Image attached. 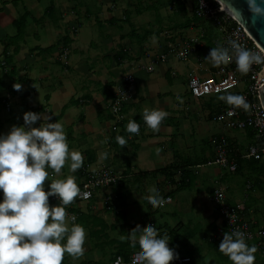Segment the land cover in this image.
I'll list each match as a JSON object with an SVG mask.
<instances>
[{
    "label": "crops",
    "instance_id": "0c3cea01",
    "mask_svg": "<svg viewBox=\"0 0 264 264\" xmlns=\"http://www.w3.org/2000/svg\"><path fill=\"white\" fill-rule=\"evenodd\" d=\"M130 3L126 0H0V69L4 72L0 75V134L10 131L13 125H24L25 112H44L52 116L50 122L59 120L64 125L70 150L75 149L83 156V165L76 172L70 171L69 160L59 174L48 169V179L71 174L80 185L101 170H112L121 176L120 186L112 191L118 214L105 210L104 199L109 191H100L91 201L74 202L66 210L69 227L73 223L70 214H76L75 223L84 226L87 238L83 255L69 258L66 253L64 258L80 261L79 257L88 254L99 260L107 252L111 256L109 264H113L117 255L130 258L139 245L132 246L128 232L137 225L148 226L140 221L138 186L142 184L147 191L150 187L162 190L167 185L170 192L192 187L197 190L196 200L191 201L188 194L181 203L183 222L169 219L171 227L157 228L160 235L167 233L169 246L176 249L179 257L190 258L191 264H197L193 259L197 252L195 242L186 252L180 245L183 240L179 233L185 224L201 227L198 234L184 233L188 244L200 232L204 235L202 241L210 238L212 230V239L216 234L221 220L211 201V191H205L208 183H223L228 202L243 204L244 217L254 227L264 222L256 209L250 208L251 196L245 194L244 200L234 198L241 192L242 179H235L238 177L226 170L205 166L214 157L212 137L223 135L231 144L248 142V148L254 141L252 131L236 134L219 124L222 132L212 134V116L226 107L227 102L220 100V96L197 99L189 93L188 81L192 76L207 79L224 63L214 65L201 55V59L195 56L184 63L174 56L160 60L170 46L181 47L187 40L196 38L192 2L137 3L141 4L143 16ZM170 4L173 10L168 11L165 8ZM179 9L187 15L184 28L170 35L172 32L164 31L163 27L169 23L175 25V13ZM21 19L24 22L18 34L17 24ZM202 25L199 21L195 25L199 26L198 31L204 29ZM205 32L207 37L208 31ZM128 74L135 78L130 89L132 97L123 107V123L113 132V118L105 107L116 90L125 87L124 78ZM16 83L22 85L20 90L14 88ZM8 95L9 112L5 108ZM145 109H163L169 116L158 130H153L143 119ZM133 118L140 125L139 133L126 130ZM118 133L125 137L126 145L121 146L115 140ZM241 167L243 164L240 170ZM51 180L45 181L46 190ZM175 214L171 212L168 217ZM221 241L206 243L215 248L218 260L214 262L212 255H205L198 263L232 264L218 249ZM255 255V264H264V255L258 251Z\"/></svg>",
    "mask_w": 264,
    "mask_h": 264
},
{
    "label": "clouds",
    "instance_id": "9594fccd",
    "mask_svg": "<svg viewBox=\"0 0 264 264\" xmlns=\"http://www.w3.org/2000/svg\"><path fill=\"white\" fill-rule=\"evenodd\" d=\"M248 10L254 19H264V0H246ZM203 5L204 0H200ZM235 59L241 72H247L253 63L264 62V57L246 48L236 39H229L227 46L218 44L211 47L208 60L221 65ZM16 90L22 85L16 83ZM220 100L229 105L247 109L249 103L243 95H221ZM163 109H145L143 119L146 125L158 130L168 118ZM24 125H13L5 134H0V264H61L67 253L73 257L84 254L87 238L83 225L75 223L76 216L67 222L66 206L81 193L75 176L49 181L48 169L59 174L70 160V171L76 172L83 165L82 154L68 144L64 125L57 120L50 122L52 116L44 112L27 111L23 116ZM43 120L39 126L37 122ZM129 133H139L140 125L135 118L126 125ZM115 140L121 145L127 141L119 133ZM107 156V153H104ZM221 199L220 194L217 192ZM55 196L59 203L50 204L49 198ZM152 207H160L166 198L156 187H150L143 197ZM66 238V242H65ZM133 247L139 245L135 253L144 264H171L179 258L175 248L169 246L167 233L160 235L154 224L147 228L137 225L128 232L127 237ZM247 234L235 229L225 232L219 244V251L228 256L232 264H255L258 246L247 242ZM118 257L115 264H122Z\"/></svg>",
    "mask_w": 264,
    "mask_h": 264
},
{
    "label": "built area",
    "instance_id": "2783aa9c",
    "mask_svg": "<svg viewBox=\"0 0 264 264\" xmlns=\"http://www.w3.org/2000/svg\"><path fill=\"white\" fill-rule=\"evenodd\" d=\"M194 5V16L200 23L210 25L216 33V46L223 44L227 46L229 39H236L239 43L248 49L264 57V51L255 43L245 29L236 22L227 10L217 0H204L201 5L200 0H191ZM200 41L196 38L189 39L180 46H170L169 49L160 57L161 61H167L171 56L176 57L181 62H190L192 57L197 54L198 46L203 44L206 32L200 29ZM66 55V53H65ZM5 65V63H4ZM135 82L134 75L128 74L124 78L125 87L116 90L113 99H111L105 109L113 118L112 131L117 132L119 126L123 123L122 110L124 105L131 99V87ZM264 85V62L253 63L247 72H241L235 62V59L224 63V65L211 77L201 79L198 76H192L188 81L189 93L192 97L200 99L211 96H221L234 93L241 89L240 95H243L249 103L247 109L241 111L238 107L226 106L219 109L213 116L212 121L220 124L231 131L246 132L251 130L254 133V141L247 148L246 154L242 159L264 162V107L260 99L259 89ZM5 108L9 112L11 97H6ZM214 157L208 160L206 167H217L226 170L227 173L237 174L240 159L234 155L230 146L229 139L223 135L214 136L210 140ZM122 181L121 176L112 170H101L94 175H90L79 185L81 193L74 199L77 201H91L100 191H109L105 195L104 207L106 211L119 213L117 201L112 191L118 189ZM217 185L212 195V203L216 213L221 220V225L214 235L215 240H222L224 233H231L235 229H240L247 234V242L256 244L258 252L264 255V222L260 227H254L250 221L244 217L245 206L243 204H230L227 198V189L216 181ZM220 194L221 199L218 197ZM50 204H58V199L53 196L49 198ZM72 203L66 206V210L72 208ZM75 215L76 220L78 216ZM134 251L127 259L122 255L114 258L113 264L118 257H122V264H144V262L135 255ZM190 258L179 257L171 264H188Z\"/></svg>",
    "mask_w": 264,
    "mask_h": 264
},
{
    "label": "rangeland",
    "instance_id": "374dc122",
    "mask_svg": "<svg viewBox=\"0 0 264 264\" xmlns=\"http://www.w3.org/2000/svg\"><path fill=\"white\" fill-rule=\"evenodd\" d=\"M126 1L131 2L130 5L133 2V5L136 6L137 9L138 8L140 9V5L143 3H149V1H156L158 4H161V2L163 0H126ZM174 1H176L178 3V5L179 4L185 5L184 3L187 2V0H186V2H183V0H173V3H174ZM189 1H191V0H189ZM137 3H141V4L138 5ZM164 4H166V3L164 2ZM165 9L166 10L168 9V11H171V10H173V5L172 4H170L169 6L167 5V7ZM191 9H192V12L194 13V5L193 4H192ZM140 15L141 16L144 15L142 10H141ZM153 15H154V13H153ZM185 19H187V15L184 12H182V9H179V11L177 13H175V22H174L175 25H173L172 23L165 24L166 27L164 26L163 30L167 31L168 33L172 32V33H170V35H173V34L177 33L178 30H181L184 28L183 26L185 25L184 24ZM148 20L151 21L152 17L149 16ZM194 21H195V23H194V25H192V27H194L197 30V31H195L196 32V39L200 41V34L201 33H200V31H198L199 26H195L198 23L196 17H194ZM125 25L126 24L122 23V26H125ZM202 26H203L205 31H208V34H207L208 38L205 36V38L202 39L203 44L201 46H198L197 54L195 55L198 58L200 57V55H201V57L202 56H208L211 47H216V36H214L212 29L207 24H204ZM210 31L212 32L213 35L210 33ZM201 57H200V59H201ZM0 75L1 76L4 75V72L1 69H0ZM238 90L240 91L241 89H238ZM219 126L220 125L216 124V123L211 124V129H212L211 133L212 134L221 133L222 129H218ZM234 132L236 134L240 133L239 131H234ZM239 138H240V136H239ZM247 144H248V142H244V144L242 143V145H241V144H239L238 141H235L233 144H231V147L233 148V151H234V155H236L240 159L241 165L243 164V168L241 167V170H240L238 176L236 174L233 175L235 177H238L235 179H242L243 180L241 192L239 194L236 193L234 198L244 200L243 198L247 194L249 196H251V198H248L250 208L254 207L256 209L257 216L261 217L260 219L264 220V168H261L260 165H255V167H254V165H251V164H256V163H252L248 159H242L246 154ZM210 146H211V144H210ZM48 180H51V179H48ZM150 180H152V178ZM226 180L229 182L230 179L227 177ZM221 184L223 186H225L223 183H221ZM216 187H217L216 184L210 185V183H208L207 189H205V191H211L210 193L213 195ZM137 190H138L137 208H138L139 213H141L140 221L146 225L154 224L156 226V228H158L160 226L164 227L165 225L171 227L169 219H171L172 221L182 219V222H183V211L181 210L182 209L181 203L185 202L186 198H184V197H187L188 194L191 196V199H190L191 201L196 200V194H197V190L195 191L194 187H192L190 190L189 189H183L182 192H180V191L176 192L177 190H175L174 192H170V188L167 185H165V187L159 191H160V194L166 198V203L163 206L154 208L151 205H149L146 200L143 199V197L145 195H147L148 190L146 191L145 187L142 184L138 186ZM183 192H185V193H183ZM199 200L201 202H203V198H200ZM171 212L172 213L175 212L176 214L174 216L168 217V214H171ZM199 229H201V227L197 226L196 224H185V227H183L182 231L179 233L180 236H182L181 240H183L182 243H180V245L182 247H184L185 248L184 250L187 252V251H189V245H191L195 242V244H196L195 246L197 247V252L195 253L196 257L193 256V259L197 264H199L198 260L204 259L205 255H209V256L212 255V257H213L212 260H214V262H215L216 260H218V255L216 256L214 254V253H216V251H214L215 248H211L207 245V244L212 245V244H216V243L218 244L219 243L218 242L219 240H215L214 236H213V239L211 238L213 233H214V230L211 231L210 238L206 237L205 241L201 240L204 236V235H202L201 232L199 233V235H196V238L191 240L189 244H188V241L184 240L183 236L185 235L184 233L186 231L192 232L193 234H196L199 231ZM198 240H201V242L200 241L198 242ZM65 242H66V238H65ZM187 246H188V248H187ZM72 257L73 256H71V255L69 256V258H72ZM74 258H76V257H74ZM79 258H80V261H72V259L69 260V259L64 258L65 261H64V259H62L61 264H109L111 256L107 252L104 254V257H101L99 260H95V259L91 258V256L88 254L86 256H82ZM208 259H210V258H208Z\"/></svg>",
    "mask_w": 264,
    "mask_h": 264
},
{
    "label": "water",
    "instance_id": "95a60500",
    "mask_svg": "<svg viewBox=\"0 0 264 264\" xmlns=\"http://www.w3.org/2000/svg\"><path fill=\"white\" fill-rule=\"evenodd\" d=\"M239 23L255 43L264 51V19H254L246 0H217ZM264 107V85L259 89Z\"/></svg>",
    "mask_w": 264,
    "mask_h": 264
},
{
    "label": "trees",
    "instance_id": "16d2710c",
    "mask_svg": "<svg viewBox=\"0 0 264 264\" xmlns=\"http://www.w3.org/2000/svg\"><path fill=\"white\" fill-rule=\"evenodd\" d=\"M24 22V19H21L19 22H18V24L17 25H19V26H17V28H18V34H21V32H22V28H21V25H22V23ZM230 94H239L240 95V92L239 91H237V92H234V93H230ZM228 95V94H227ZM227 104V106H232V105H229L228 103H226ZM241 111H243V107L241 106V107H238ZM247 131H251V130H247ZM252 138L254 139V133L252 132ZM229 143H230V146H231V142L229 141ZM232 148V147H231ZM252 163H256V165H262V168H264V162H259V161H255V160H253V159H251L250 160ZM240 165H241V162L239 161V169H238V172L240 171ZM237 172V173H238ZM137 248H139V247H137ZM125 258H129V257H127V256H124ZM192 262V261H191ZM191 262L190 263H188V264H191Z\"/></svg>",
    "mask_w": 264,
    "mask_h": 264
},
{
    "label": "bare ground",
    "instance_id": "6f19581e",
    "mask_svg": "<svg viewBox=\"0 0 264 264\" xmlns=\"http://www.w3.org/2000/svg\"><path fill=\"white\" fill-rule=\"evenodd\" d=\"M228 12V11H227ZM230 14V13H229ZM231 15V14H230ZM232 16V15H231Z\"/></svg>",
    "mask_w": 264,
    "mask_h": 264
}]
</instances>
